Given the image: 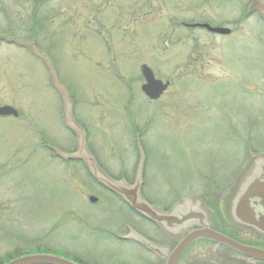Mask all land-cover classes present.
Returning <instances> with one entry per match:
<instances>
[{
  "label": "rangeland",
  "instance_id": "374dc122",
  "mask_svg": "<svg viewBox=\"0 0 264 264\" xmlns=\"http://www.w3.org/2000/svg\"><path fill=\"white\" fill-rule=\"evenodd\" d=\"M251 3L0 0V107L19 114L0 118V264L63 251L95 256V264H146L126 249L93 246V229L108 230L105 219L127 212L82 160L56 155L75 153L77 138L48 67L27 45L46 56L107 179L133 183L144 159L148 201L215 204L264 155V19ZM190 24L231 34L183 27ZM141 65L170 84L155 102L140 91ZM239 233L256 242L251 231ZM211 250L197 253L196 264L246 262Z\"/></svg>",
  "mask_w": 264,
  "mask_h": 264
},
{
  "label": "water",
  "instance_id": "95a60500",
  "mask_svg": "<svg viewBox=\"0 0 264 264\" xmlns=\"http://www.w3.org/2000/svg\"><path fill=\"white\" fill-rule=\"evenodd\" d=\"M252 5L260 13L264 19V0H251ZM187 28H200L206 30L208 33L216 34L220 36H227L230 34V30L226 28H213L207 24H193L185 25ZM36 57L41 58L49 69L50 77L52 80V86L59 92L61 100L64 105V124L77 138V152L74 155H65L56 152L57 156H60L64 160L80 159L84 162L90 176L96 180L100 185L121 197L126 204L132 208L135 212L145 216L156 223H161L165 217L158 212L151 209L145 202L139 197V187L141 178V168L143 162L141 161L138 167V173L136 177L135 185L129 188L123 181L113 182L100 172L95 165L92 157L87 153L84 145V133L79 129L71 119V104L68 99L67 93L61 88L55 80L54 72L49 65L47 58L37 53L31 45H27ZM140 73L144 80V83L140 87V91L150 101H156L167 90L169 83L162 82L155 79L152 71L145 65L140 67ZM13 117L17 118L18 113L11 107H0V118ZM91 203L95 202V198L90 197ZM188 200H183L182 204L178 207L181 209H187L190 204ZM198 204V203H197ZM229 212L230 218L233 222L251 228L254 231L264 235V157L254 158L246 170L242 173L233 195L229 199ZM198 214V213H197ZM183 218L184 216H180ZM186 218V217H184ZM190 218V217H189ZM188 219V218H187ZM191 220V219H190ZM187 221V220H186ZM209 239L224 246H227L237 252L238 254L247 257L251 260L264 262V250L255 249L247 246L240 245L234 241H231L223 236L215 234L205 228L202 231H197L190 234L185 240H183L179 247L175 249L171 255V260L168 264H173L185 248L192 242L200 239ZM154 252H157L156 248L147 245ZM5 264H71L62 259L47 256V255H30L20 257L11 260Z\"/></svg>",
  "mask_w": 264,
  "mask_h": 264
},
{
  "label": "flooded vegetation",
  "instance_id": "af4514ba",
  "mask_svg": "<svg viewBox=\"0 0 264 264\" xmlns=\"http://www.w3.org/2000/svg\"><path fill=\"white\" fill-rule=\"evenodd\" d=\"M126 184L131 187L134 185V182L130 184L126 182ZM142 189L143 186L141 185L139 190L141 199L156 212L163 215L165 219L161 223L153 222L145 216L133 211L120 198L114 196L118 202L122 203L121 205L124 206L127 214L122 215L123 217L120 215H112L105 219L104 221L108 226V230L93 229L91 240L93 241L94 247L96 239L103 249L112 250L120 247L121 249L128 250L133 253V260L137 259L146 264H168L171 260V255L175 249L179 247L180 243L190 234L202 231L203 227L206 226L211 232L237 243L264 249V235H259L249 229L238 227L230 222L226 213L225 200H221L220 203L216 201L215 204L201 201L200 210L204 216L203 218L200 214H193L195 207H188V209H182L181 211L178 207L181 200L176 203L162 202L161 204H154L145 198ZM180 216L186 218H181ZM120 218H122V220ZM124 221L127 223H123ZM242 229L251 231L255 235L256 242L252 243L240 240L238 235L240 234L239 232H242ZM148 244L156 248L157 252L152 251L150 247L147 246ZM209 247L212 248L211 254L219 253L221 250L232 252L227 247L216 242L200 239L189 244L173 264H196L197 261L195 256L197 253L203 254ZM47 255L62 259L71 264H95V256L92 261L80 254L69 256L64 251L60 253H48ZM219 256H222V254L220 253ZM128 259L131 260V258ZM197 259L199 260L198 257ZM215 259H217V257ZM211 260L212 258H209V261L206 263L211 264ZM119 261L120 264L131 263V261L128 260L125 262L123 257L120 258ZM221 261L222 260H219V264H223ZM245 264L250 263L246 261Z\"/></svg>",
  "mask_w": 264,
  "mask_h": 264
}]
</instances>
